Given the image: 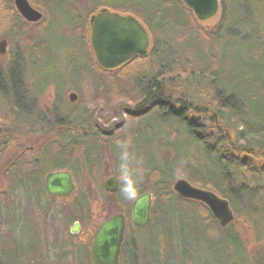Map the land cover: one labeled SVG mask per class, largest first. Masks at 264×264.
Here are the masks:
<instances>
[{
    "label": "trees",
    "instance_id": "1",
    "mask_svg": "<svg viewBox=\"0 0 264 264\" xmlns=\"http://www.w3.org/2000/svg\"><path fill=\"white\" fill-rule=\"evenodd\" d=\"M38 1L43 2L50 13L53 9L51 15L56 18L63 14L62 5L67 8L68 26L75 30V34L91 51L88 40L90 26L85 18L79 17L64 0ZM93 2H96L93 8L95 13L105 7L123 15H133L151 36L147 57L137 58L112 71L99 68L97 62L92 60V69L97 71L98 76L94 73L88 76L93 103H102L106 107L116 99L134 103L133 115L148 132L144 134L147 143L141 153L138 148L134 153L128 152L126 159L122 160L132 168H136L142 159L148 162L146 165L149 174L152 173L154 184L151 191L154 196L151 222L147 227L149 234L155 236L154 242L160 239L163 245L170 226L180 223L188 229L187 234L185 229H181L183 244L188 236L195 241L199 237L207 240L204 242L207 251L211 252L212 264H230V249H233V258L239 261L245 250L237 232L239 221L264 231V0H221L217 14L219 22L213 27L202 25L184 0H123L121 3H111V7L107 6L109 3L102 5L100 0ZM7 8L12 16L11 36L18 35L28 24L14 12L12 0H9ZM53 23L50 22L47 30L40 34L42 39L32 49L31 57L36 59L33 62L35 65L40 64L43 57L53 59L46 47V43L49 44L47 31ZM8 57L6 70H0V81L5 85L8 83L7 88L12 91L5 93L0 88V99H5L4 104L9 105L6 97L10 94L13 100L16 97L12 105H17L21 94L15 90L17 83L12 74L21 57L12 54ZM127 71L132 72L128 77L132 89L125 91L116 86L114 79ZM95 89H99V92ZM111 107H107L108 110ZM19 118L30 124L28 116L19 115ZM84 122L76 121L73 128L68 124L61 128V132L68 135V131L79 130ZM166 127L176 135L175 139L157 140L158 131ZM49 130L51 133L55 128L49 127ZM61 132L60 137L64 138ZM153 145L173 151L172 160L158 163ZM65 151L54 156L50 170L68 168ZM90 153H85V164L93 169ZM16 161L7 174L16 167L20 156ZM37 172L34 170L28 176L35 187L39 182V178L35 177ZM116 174L121 175V172L117 170ZM135 177L133 180L138 181ZM179 179L227 199L235 213V222L221 228L206 206L176 195L172 188ZM39 191L44 192L42 183ZM146 191L145 187L139 188V193ZM111 196L122 203L120 211L126 216L129 228L130 200L124 198L120 188L116 195ZM82 207L86 208L84 202ZM70 220L85 221L79 215H73ZM263 237L264 234L259 236V240ZM89 241L87 236L82 244L85 246ZM221 255L225 258L224 263ZM19 256L18 252H12L6 256L3 264L29 263V259L26 262L27 253H21L24 261H17ZM125 257L129 264H135L132 250L128 252L126 247L123 248L121 262L127 260ZM86 259L91 264L89 255ZM247 261V264H257L255 258ZM258 264H264V257Z\"/></svg>",
    "mask_w": 264,
    "mask_h": 264
},
{
    "label": "rangeland",
    "instance_id": "2",
    "mask_svg": "<svg viewBox=\"0 0 264 264\" xmlns=\"http://www.w3.org/2000/svg\"><path fill=\"white\" fill-rule=\"evenodd\" d=\"M64 1L75 9L79 17L85 18L90 26L89 20L95 13L93 8L96 2ZM122 1L100 0L102 5L109 3L108 7L112 6L111 3ZM12 2L14 12L18 14L14 0ZM29 2L43 14V19L38 24H28L24 21L28 26L15 36H11L10 33L12 16L7 8L9 0L0 2V41L6 39L9 42L8 53L6 56H0V70H6L9 55L21 57V62L14 66L15 72L12 74L17 83L15 90L21 94L19 96L21 107L16 112L31 119L30 124H27L25 120H20L11 113L16 97L14 100L10 94L6 97L9 105L4 104L5 99L3 101L0 99V126L6 131L5 137L0 139V143L3 142L0 146V264H3L6 256L12 252L20 254L17 261H24L21 253H27L28 264H88L87 255L93 264L91 259L93 233L105 219L113 214L122 213L120 211L122 203L105 192L104 181L115 175L121 182L123 166L127 168L132 179L138 173L135 177L138 179L135 181L137 195L139 188L145 187L152 191L154 184L152 173L149 174V167L146 165L148 162L142 159L136 168H132L127 161L122 160L123 153H134L138 148L141 153V149L146 147L147 143L144 134L148 132L133 115L134 103L126 99H116L107 106H112L110 110L102 103H93L88 76L91 73L98 76L97 71L95 70V73L91 66L92 60L96 63V59L92 49L89 51L75 34V30L68 26L70 20L65 13L67 8L61 6L62 15L58 8V14L62 17L56 18L51 15L54 10L52 9L50 13L43 2L38 0ZM219 18V15L210 17L204 20L202 25L213 27L219 22ZM50 22L54 23L47 31L49 44L46 43V47L53 59L43 57L40 64L35 65L33 64L35 58L31 57L32 49L40 42L42 39L40 34L47 30ZM90 35L91 33L89 43ZM97 66L99 67L98 64ZM131 71L118 75L114 79L116 86L125 91L131 90L132 84L128 78ZM20 77L24 87L19 82ZM7 87L8 84L0 81V88H3L5 93L12 91ZM95 90L99 92L97 91L99 89ZM70 93L77 94L78 99L75 103L69 101ZM27 95L28 97H25ZM76 121H85L82 126L86 124L79 130L71 129L68 135L67 132H61V128L68 124L73 128ZM48 126L54 127L55 131L50 133ZM60 132L64 133V138L60 137ZM158 133L160 137L156 136L157 140H173L176 136L169 127L160 129ZM65 149L64 159L68 168L64 171L72 172L77 190L68 198L55 199L49 197L45 191H39V186L42 183L43 188L49 172L58 171L50 170L52 166L50 163L55 155ZM152 149L158 163H165L173 158L174 152L169 149L156 148L154 145ZM86 151L91 152L93 169L85 164ZM19 156L20 161L7 174ZM34 170L38 171L35 174V177L39 178L36 184L38 189L28 178ZM117 170L121 175L116 174ZM132 201L130 200V205ZM83 202L86 204L85 209L82 207ZM73 215H79L85 221L82 223L79 220H70ZM75 222H81L80 230L77 235H72L70 229ZM243 223L242 220L239 221L237 232L245 250L238 261L233 258V249H230L229 262L247 264V260L255 258L258 264L264 257V237L259 240L264 231ZM182 228L185 229L180 223L170 226L167 240H163L162 245L160 239L154 242L155 236L149 234L148 228L140 230L131 225L127 231L128 238L131 239L127 251L128 248H132L135 264H212L211 252L207 251L204 242L207 240L199 237L195 241L188 236L183 244ZM185 231L187 234L188 229ZM88 235L91 237L90 241L84 246L82 241ZM16 245L18 246L15 249ZM80 253L82 256H79ZM220 259L225 262L223 255ZM241 260L243 262H240ZM121 264H129L128 259Z\"/></svg>",
    "mask_w": 264,
    "mask_h": 264
},
{
    "label": "water",
    "instance_id": "3",
    "mask_svg": "<svg viewBox=\"0 0 264 264\" xmlns=\"http://www.w3.org/2000/svg\"><path fill=\"white\" fill-rule=\"evenodd\" d=\"M187 7L204 21L220 11V0H184ZM20 16L28 23L42 21L43 14L33 8L28 0H14ZM91 47L98 65L104 70H115L139 57L145 58L151 47V37L147 28L133 15H123L108 9H102L90 19ZM8 42H0V54L7 53ZM78 99L76 93L69 95L71 103ZM2 129L0 128V134ZM104 189L109 194L119 190L117 177H110L104 182ZM174 191L183 199L206 205L222 227H227L235 220L234 212L228 200L213 192L197 188L181 179L175 182ZM46 192L55 198L69 197L76 191L73 176L69 171L49 173L45 179ZM153 195L149 192L138 196L132 206V220L135 226L144 228L150 223ZM75 224L73 234L78 233ZM125 217L116 214L104 221L94 234L91 256L94 264H119L121 246L124 239Z\"/></svg>",
    "mask_w": 264,
    "mask_h": 264
},
{
    "label": "clouds",
    "instance_id": "4",
    "mask_svg": "<svg viewBox=\"0 0 264 264\" xmlns=\"http://www.w3.org/2000/svg\"><path fill=\"white\" fill-rule=\"evenodd\" d=\"M127 154H125L122 159H126ZM122 176V186L120 187V192L123 194L126 200H134L137 197V189L135 181L131 178L127 168H121Z\"/></svg>",
    "mask_w": 264,
    "mask_h": 264
},
{
    "label": "flooded vegetation",
    "instance_id": "5",
    "mask_svg": "<svg viewBox=\"0 0 264 264\" xmlns=\"http://www.w3.org/2000/svg\"><path fill=\"white\" fill-rule=\"evenodd\" d=\"M5 75H6V74H5ZM19 82H20L21 86L24 87V86H23V83H22V80H21V77H20V81H19ZM7 84H8V83H7ZM7 84H6V85H7ZM19 107H21L20 104H17V105H15L14 107H12V109H13V114H14L15 116H17V117H19V115H20V113L18 114V113L16 112V110H17ZM20 116H21V115H20ZM0 127L3 128L2 126H0ZM2 134H3V135H2ZM3 137H5V136H4V133H3V131H2V133L0 134V139L3 138ZM80 223H81V222H75V223H74V225H75V224H78V225H79L78 233H79V230H80ZM74 225H73V228H74ZM134 227H135V226H134ZM73 228L70 229V233H71L72 235H77L78 233L73 234V232H72V229H73ZM127 231H128V220H127V218H126V229H125V233H124V241H123V245H122L124 248H125V247L127 248L128 244L130 245V242H131V239L128 238ZM94 233H95V232H94ZM94 233H93V235H92V238H93V236H94ZM90 238H91L90 235H88V239H89V240H90ZM91 240H92V239H91ZM128 249H129V251L132 250L131 247L128 248ZM132 253H133V250H132Z\"/></svg>",
    "mask_w": 264,
    "mask_h": 264
}]
</instances>
